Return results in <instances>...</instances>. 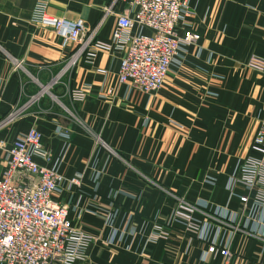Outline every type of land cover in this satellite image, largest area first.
<instances>
[{
    "label": "crops",
    "instance_id": "obj_1",
    "mask_svg": "<svg viewBox=\"0 0 264 264\" xmlns=\"http://www.w3.org/2000/svg\"><path fill=\"white\" fill-rule=\"evenodd\" d=\"M110 1L46 0V11L81 18L95 40L110 43L125 7L119 2L101 22ZM37 3L0 0V122L12 107L21 110L0 127V140L40 131L52 162H38L55 163L64 178L56 198L90 237L78 264H264V236L251 230L262 226L240 214L246 190L229 186L239 164L258 155L252 140L264 116V70L247 62L264 57V0H188L178 32L200 38L181 46L151 93L119 81L115 49H99L92 60L80 54L64 83L48 86L78 45L63 48L54 31L32 21ZM83 87L85 97L75 100L71 91ZM180 199L195 208L199 233L174 217Z\"/></svg>",
    "mask_w": 264,
    "mask_h": 264
},
{
    "label": "built area",
    "instance_id": "obj_2",
    "mask_svg": "<svg viewBox=\"0 0 264 264\" xmlns=\"http://www.w3.org/2000/svg\"><path fill=\"white\" fill-rule=\"evenodd\" d=\"M119 2L124 4V11L116 16L111 42L105 43L94 39L81 18L53 17L46 11V0H38L32 21L54 31L63 48L78 45L48 86L64 83L80 54L86 52L92 60L99 49H115L122 51L117 71L119 81L130 83L142 93L155 92L179 58L181 46L195 44L200 38L191 30L178 32L180 24L190 15L188 0H111L103 8L101 22ZM20 64L16 63L14 68ZM247 65L262 71L264 57L253 54ZM87 90L83 87L71 93L75 100H82ZM40 97L41 92L33 95L31 101ZM20 116L21 110L12 107L0 127ZM252 149L258 155L247 157L239 164L229 186L244 187L246 193L238 196L240 214L245 216L247 224L255 222L262 226L260 230L256 227L251 230L264 236V116L252 140ZM39 159L52 162L43 148L40 131L33 126L10 143L0 140V264H78L87 255L90 237L72 224L69 206L56 198L62 191L64 178L55 163L42 165ZM70 184L80 185L74 177ZM194 210L180 199L174 217L199 233L201 227L191 217ZM225 218L234 223L235 230H245L236 213H226ZM200 237L205 239V233L201 232ZM210 249L226 260L231 256L228 248Z\"/></svg>",
    "mask_w": 264,
    "mask_h": 264
},
{
    "label": "rangeland",
    "instance_id": "obj_3",
    "mask_svg": "<svg viewBox=\"0 0 264 264\" xmlns=\"http://www.w3.org/2000/svg\"><path fill=\"white\" fill-rule=\"evenodd\" d=\"M57 101V100H56Z\"/></svg>",
    "mask_w": 264,
    "mask_h": 264
}]
</instances>
